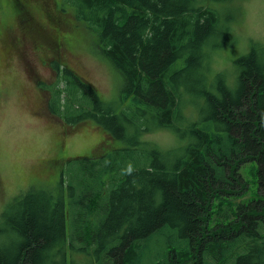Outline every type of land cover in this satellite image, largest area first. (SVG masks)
Masks as SVG:
<instances>
[{
	"label": "trees",
	"instance_id": "16d2710c",
	"mask_svg": "<svg viewBox=\"0 0 264 264\" xmlns=\"http://www.w3.org/2000/svg\"><path fill=\"white\" fill-rule=\"evenodd\" d=\"M213 1L230 0H59L96 37L129 103L108 104L55 58L54 77L40 80L47 112L69 126L93 120L125 146L71 158L56 184L7 204L0 264H264V45L237 59L238 85L212 82V51L232 33ZM233 10L235 20L242 2ZM158 130L177 145L145 139ZM251 162L259 196L237 201Z\"/></svg>",
	"mask_w": 264,
	"mask_h": 264
},
{
	"label": "rangeland",
	"instance_id": "374dc122",
	"mask_svg": "<svg viewBox=\"0 0 264 264\" xmlns=\"http://www.w3.org/2000/svg\"><path fill=\"white\" fill-rule=\"evenodd\" d=\"M238 2H242V10L234 20L232 16L237 12L233 8ZM220 4L213 1L209 6L221 10L220 23L229 24L232 33L228 46L212 51L215 71H209L208 76L216 83L217 75L222 74L226 84L234 87L241 72L237 59L246 55L253 44L264 45V0ZM77 22L60 8L59 0H0V217L16 197L56 184L69 159L99 158L125 146L93 120L69 126L47 112V92L40 80L54 77L51 60L55 58L92 82L108 104L121 107L129 103L121 102V74L98 51L96 37L84 26L78 27ZM60 41L65 57L58 53ZM221 41L222 36L215 42ZM192 99L189 95L184 103L188 105ZM190 122L188 119L184 126ZM145 139L162 149L178 143V137L167 130L147 133ZM136 159L142 161L143 157L140 154ZM256 168L252 162L242 168L247 185L236 194L237 201L259 196ZM211 207L221 208L218 200ZM168 233H174V229H166L159 241L150 242V248L158 250Z\"/></svg>",
	"mask_w": 264,
	"mask_h": 264
}]
</instances>
